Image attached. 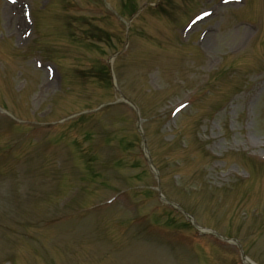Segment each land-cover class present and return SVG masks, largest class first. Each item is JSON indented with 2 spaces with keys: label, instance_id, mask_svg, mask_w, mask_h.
Instances as JSON below:
<instances>
[{
  "label": "rangeland",
  "instance_id": "374dc122",
  "mask_svg": "<svg viewBox=\"0 0 264 264\" xmlns=\"http://www.w3.org/2000/svg\"><path fill=\"white\" fill-rule=\"evenodd\" d=\"M237 242L264 264V0H0V264Z\"/></svg>",
  "mask_w": 264,
  "mask_h": 264
},
{
  "label": "trees",
  "instance_id": "16d2710c",
  "mask_svg": "<svg viewBox=\"0 0 264 264\" xmlns=\"http://www.w3.org/2000/svg\"><path fill=\"white\" fill-rule=\"evenodd\" d=\"M131 11H132V10H131ZM133 11L136 12L137 9H136V10L133 9ZM134 12H133V13H134ZM92 39H93V38H92ZM106 72L109 74V70H106ZM108 74H107V75H108ZM83 117H85V116L83 115V116L79 117L78 119H82ZM78 119H77V120H78ZM77 120H75V121H77Z\"/></svg>",
  "mask_w": 264,
  "mask_h": 264
},
{
  "label": "water",
  "instance_id": "95a60500",
  "mask_svg": "<svg viewBox=\"0 0 264 264\" xmlns=\"http://www.w3.org/2000/svg\"><path fill=\"white\" fill-rule=\"evenodd\" d=\"M244 258H247V257L244 255Z\"/></svg>",
  "mask_w": 264,
  "mask_h": 264
}]
</instances>
